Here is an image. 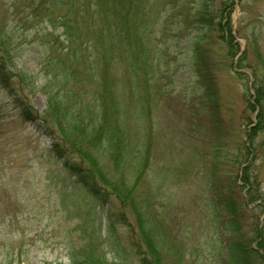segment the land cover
Instances as JSON below:
<instances>
[{"label": "trees", "instance_id": "obj_1", "mask_svg": "<svg viewBox=\"0 0 264 264\" xmlns=\"http://www.w3.org/2000/svg\"><path fill=\"white\" fill-rule=\"evenodd\" d=\"M189 5V0H0V88L15 97L26 121L47 126L50 152L63 162L75 187L80 186L101 206H120L117 220L129 230L130 247L140 264H185L201 258L213 264H264V221H247L248 214L260 207L252 210L250 206L264 198L259 176L252 173L255 160L264 156V75L256 69L254 94L250 90L244 94L256 122L246 130L250 144H240L233 159L242 168L243 185L238 186L236 180L234 189L231 176H225V187L217 184L218 151L206 184L208 226H203L202 233L173 230L166 210L155 212L156 201L164 196L165 179H152L149 174L157 136L152 122L160 94L155 90L167 57L158 55L154 36L163 35L170 17L177 16L179 29L193 26L199 35L207 34L205 39L217 32L219 40L230 44V53L235 49L234 37L226 40L219 34L221 22L216 24L206 6L184 15L181 10ZM160 8L163 16L157 15ZM158 24L161 29L155 32ZM27 34L49 53L42 61L40 92L48 102L43 115L22 99L28 88L36 87L37 79L11 70L16 42ZM205 39H194L193 68L201 88L206 82L200 91L215 106L214 79L202 72ZM198 96L194 93L192 102ZM251 156L254 159L249 163ZM165 195L170 201L172 196ZM111 220L110 245L119 247L122 244ZM89 229H82V244L71 252L73 264L106 262L101 235L94 226Z\"/></svg>", "mask_w": 264, "mask_h": 264}, {"label": "rangeland", "instance_id": "obj_2", "mask_svg": "<svg viewBox=\"0 0 264 264\" xmlns=\"http://www.w3.org/2000/svg\"><path fill=\"white\" fill-rule=\"evenodd\" d=\"M189 1L190 5L181 12L185 15L186 11L206 6L216 17V24L221 22L219 34L226 40L232 35L235 47L230 53V44L219 40L217 32L208 33L205 39L207 34L199 35L193 26L179 29L177 16H171L165 33H156L152 41L158 55L167 57L155 90L160 94L157 93L152 122L157 136L149 174L152 179H165L164 196L156 201L155 212L166 210L173 230L187 228L192 235L202 233L203 226H208L206 206L210 199L206 184L210 181L211 167L217 164L214 158L218 151L221 156L220 165H216L217 184L225 187V176H231L234 189L236 180L238 186L243 185L242 168L233 159L240 144H250L246 130L256 122V114L249 113L244 94L247 90L254 94L251 90L254 69L264 75V0ZM164 13L160 8L157 15ZM160 26L155 27V32ZM195 38L205 39L206 61L202 72L214 79L215 106L200 91L206 82L201 88L196 79L192 61ZM16 43L11 70L37 79L36 87L28 88L22 99L43 115L48 102L40 92L44 85L42 61L49 53L28 34ZM244 56L245 61L240 63ZM241 74L247 78L242 79ZM194 93L200 96L192 102ZM15 101L14 96L0 88V264H73L70 255L82 244V229L89 227L91 231L93 226L104 241L103 264H140L130 247L129 230L117 220L120 206L116 203L113 207L101 206L82 192L80 186L75 187L63 162L50 152L52 139L47 126L26 121L22 107ZM253 156L249 163L253 162ZM252 173L259 176L264 194V156L255 160ZM247 192L244 187L242 193L248 203ZM166 193L172 196L170 201L165 199ZM232 193L235 195L236 191ZM254 207L259 209L248 214L249 224L264 221V198L250 209ZM111 219L122 244L119 247L110 245ZM128 220L135 224L129 215ZM185 264L213 263L201 258L198 262L187 260Z\"/></svg>", "mask_w": 264, "mask_h": 264}]
</instances>
